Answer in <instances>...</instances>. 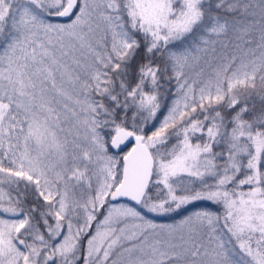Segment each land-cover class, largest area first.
Listing matches in <instances>:
<instances>
[{"label":"snow or ice","instance_id":"6c2138e0","mask_svg":"<svg viewBox=\"0 0 264 264\" xmlns=\"http://www.w3.org/2000/svg\"><path fill=\"white\" fill-rule=\"evenodd\" d=\"M0 264H264V0H0Z\"/></svg>","mask_w":264,"mask_h":264}]
</instances>
